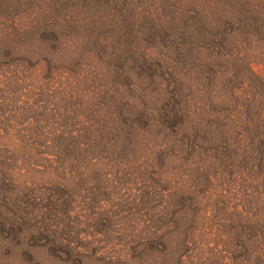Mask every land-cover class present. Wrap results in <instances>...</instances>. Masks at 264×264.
Wrapping results in <instances>:
<instances>
[{
  "label": "rangeland",
  "instance_id": "374dc122",
  "mask_svg": "<svg viewBox=\"0 0 264 264\" xmlns=\"http://www.w3.org/2000/svg\"><path fill=\"white\" fill-rule=\"evenodd\" d=\"M244 243L264 0H0V264H251Z\"/></svg>",
  "mask_w": 264,
  "mask_h": 264
},
{
  "label": "trees",
  "instance_id": "16d2710c",
  "mask_svg": "<svg viewBox=\"0 0 264 264\" xmlns=\"http://www.w3.org/2000/svg\"><path fill=\"white\" fill-rule=\"evenodd\" d=\"M262 237V233L260 234ZM244 253L247 256H256V260L251 262V264H264V245L259 244L257 247L243 244Z\"/></svg>",
  "mask_w": 264,
  "mask_h": 264
}]
</instances>
